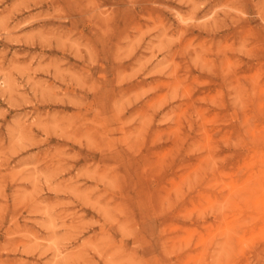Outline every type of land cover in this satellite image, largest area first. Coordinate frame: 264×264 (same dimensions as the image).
Returning <instances> with one entry per match:
<instances>
[{
	"label": "rangeland",
	"instance_id": "374dc122",
	"mask_svg": "<svg viewBox=\"0 0 264 264\" xmlns=\"http://www.w3.org/2000/svg\"><path fill=\"white\" fill-rule=\"evenodd\" d=\"M0 264H264V0H0Z\"/></svg>",
	"mask_w": 264,
	"mask_h": 264
}]
</instances>
